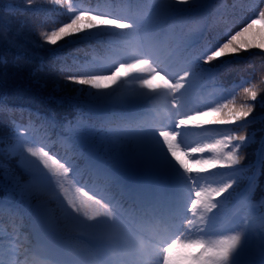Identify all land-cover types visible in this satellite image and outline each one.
I'll return each instance as SVG.
<instances>
[{"label":"trees","instance_id":"16d2710c","mask_svg":"<svg viewBox=\"0 0 264 264\" xmlns=\"http://www.w3.org/2000/svg\"><path fill=\"white\" fill-rule=\"evenodd\" d=\"M167 8L178 13L198 11L202 6L187 0H29V5L25 0H0V162L4 164L0 168V207L2 200H9L18 213L16 216L11 211L3 216L0 209L1 239L10 233H24L25 207L34 199L49 201V197H55L54 208L65 214V221L70 220L72 208L62 200L65 187L61 188V183H73L68 170L81 162L77 147L105 143L115 149L103 135L123 136L126 129L120 126L124 118L119 115L107 118L105 125L101 123V111L127 101L125 93L120 92L131 89L118 87L112 93L117 74L109 77L113 69L99 54L104 45L120 43L118 36H135L137 24L143 22L147 23L146 33H158L167 43L175 42L178 56L188 51V57L193 58L189 69L197 80L208 79L220 85L229 99L237 94L233 101L219 103L209 119L217 125L228 124L227 137L235 141L226 168H238L239 172L244 167L240 174L216 186L217 193L234 196L255 172L257 189L253 197L264 195V0H225L224 4L215 0L209 35L197 47L193 43L199 38L203 17H175L163 27V18L171 16L164 13ZM19 10L24 14H15ZM255 11H259L258 19L250 21ZM133 15L141 20L132 21ZM48 37L56 42H46ZM205 51L209 54L201 58ZM215 51L217 55L212 56ZM250 91L256 93L255 99ZM249 108L252 111L245 115ZM76 123L81 129L75 127ZM57 126L73 140L67 154L56 153L53 143ZM252 132L254 141L244 147ZM22 143L26 148L24 170L48 171L55 178L42 185L25 182L29 174L13 165L20 157L11 154V149ZM234 158L239 163H234ZM18 187L22 197L15 202ZM259 211L264 214V201ZM8 246L0 245V258L5 253L2 249Z\"/></svg>","mask_w":264,"mask_h":264},{"label":"rangeland","instance_id":"374dc122","mask_svg":"<svg viewBox=\"0 0 264 264\" xmlns=\"http://www.w3.org/2000/svg\"><path fill=\"white\" fill-rule=\"evenodd\" d=\"M189 3L200 4L202 0H187ZM164 13H169L167 11ZM143 55L144 52H143ZM144 57V56H143ZM158 59L154 61L153 65H149L144 61V65L140 66V71L143 76L138 80V85L144 91H153L155 89H161L164 91V95L167 98L166 102H169L174 113H184V115L179 116L180 119H185L184 121L178 122L177 129L172 131V133H166V138L168 142H165L164 147L154 148L152 153L153 157L156 158L157 163L160 165H172L177 169L179 173L185 174V178L191 176L193 180L198 181L205 177V173L213 169H218L222 163L223 159L216 156L211 149H209L207 144H205L202 134L200 133L202 129H205V123L208 119L207 116L212 114V111L205 112L202 109L193 108V101L189 100L186 96L188 88L192 85V80L189 76L188 71H183L182 73H174L172 70V57L170 53H167L165 48L158 54ZM146 58V57H145ZM112 80V79H111ZM105 90H102V92ZM161 104H164L162 101ZM195 130H197L195 132ZM199 130V131H198ZM167 132V131H165ZM164 132V133H165ZM137 134V133H136ZM163 134V133H162ZM161 134H155L151 132L139 133L137 138L141 141H145L149 138H154ZM202 139V140H201ZM144 143V142H143ZM162 146V145H161ZM141 157L136 156L135 162L139 161ZM144 162L142 165L145 167ZM43 167V166H42ZM196 184V182H194ZM81 191L78 195H75L79 206L86 209L87 212L92 211L96 217H91L92 220H84V225L89 232L94 235L91 238H111L117 233L116 225L107 224V217H110L109 211L107 210V205L116 202V214L118 217L122 218L124 221V212L122 211V206L120 202L114 201L109 195H105L100 192L97 188L90 187V185L81 184ZM189 193L193 203V210L187 218V228L185 229V235L179 240V244H186L190 241L193 243L188 251L183 249L181 253L183 256L177 254V262L174 264H196L195 256L196 252L201 249L202 243L206 244V253L219 255V251L224 252L229 247V241L235 235L227 234L222 237L205 241L206 239L202 235V230L205 225L213 223V205L211 200L212 189L209 185L196 184L195 187L189 188ZM36 218L40 223V227L44 229V222L40 215ZM124 229L121 231V235H125L128 242L132 245L136 242L134 241V234L137 235L136 230L131 231V226L125 223L122 224ZM80 230V229H79ZM29 233L27 238L17 235L16 240V251L14 257L11 258L16 264H29L30 252L33 250L32 247H28L33 244L35 238L36 230L33 226L26 231ZM43 235L46 238H55L48 235V232L44 231ZM122 241L119 240V245L117 248L122 247ZM137 244H142L140 241ZM141 250L146 253L145 263L146 264H166L168 262V257L170 256V250L167 249L163 257H157L155 255V250L149 248L148 246H140ZM264 241L258 244V250H263ZM195 249V251H193ZM238 264L237 262H235Z\"/></svg>","mask_w":264,"mask_h":264},{"label":"snow or ice","instance_id":"6c2138e0","mask_svg":"<svg viewBox=\"0 0 264 264\" xmlns=\"http://www.w3.org/2000/svg\"><path fill=\"white\" fill-rule=\"evenodd\" d=\"M194 2H195V0H194ZM224 3H225V0H218V4H224ZM25 5H29V0H25ZM15 14L23 15L24 12H23V10H19ZM46 42L55 43L56 41L52 40L51 37H48V38H46ZM242 47H243V45H242ZM250 95L252 96L253 99H255V96H256L255 92L250 91ZM262 107H264V105H262ZM251 111H252V108H249L248 112H246L245 115H247ZM254 139H255V132H252L249 134L247 140L245 141L244 147H247L249 144V141H254ZM24 142L26 143V141H24ZM25 149L26 148L23 146V143L19 146V148L13 147L11 149L12 155H14V156L18 155L20 157V160H19L20 164H24L23 152L25 151ZM27 151L32 152V148L27 147ZM33 155H36V153L33 152ZM233 162L239 163V160H236L234 158ZM2 167H4V164H3V162H0V168H2ZM243 170H244V167H242L240 169V172H242ZM262 174H264V171H262ZM261 219H262V222H264V217H262ZM228 243H229V247L225 251L223 257L220 258L221 261L223 262V264H232V260H230V257H233L235 253L239 252L240 250H242L244 248L245 241L240 235H236V236L232 237ZM193 251H195V249ZM0 264H3V262L0 261Z\"/></svg>","mask_w":264,"mask_h":264},{"label":"bare ground","instance_id":"6f19581e","mask_svg":"<svg viewBox=\"0 0 264 264\" xmlns=\"http://www.w3.org/2000/svg\"><path fill=\"white\" fill-rule=\"evenodd\" d=\"M193 242L190 241L186 244H179V239L177 241H175L172 246L170 247V256L168 257V262L166 264H174L175 262H177V254H179V256H183L184 253H181V251L183 249H185L186 251H188L191 247V244Z\"/></svg>","mask_w":264,"mask_h":264}]
</instances>
